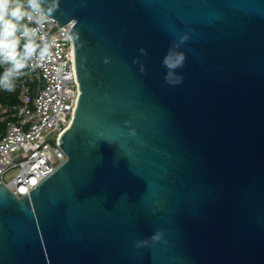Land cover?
I'll return each mask as SVG.
<instances>
[{"label": "water", "instance_id": "95a60500", "mask_svg": "<svg viewBox=\"0 0 264 264\" xmlns=\"http://www.w3.org/2000/svg\"><path fill=\"white\" fill-rule=\"evenodd\" d=\"M38 8L77 92L64 162L0 183V264H264V0Z\"/></svg>", "mask_w": 264, "mask_h": 264}, {"label": "built area", "instance_id": "2783aa9c", "mask_svg": "<svg viewBox=\"0 0 264 264\" xmlns=\"http://www.w3.org/2000/svg\"><path fill=\"white\" fill-rule=\"evenodd\" d=\"M21 2L32 31L24 37L21 30L17 51L22 53L29 42L35 51L25 61L27 67L10 77L12 90L0 87V93L14 97L0 102V183L18 196L29 195L66 159L57 141L70 122L77 92L71 24L60 26L53 16L39 8L32 11L27 0ZM1 64L2 77L12 65ZM10 172L15 174L7 178Z\"/></svg>", "mask_w": 264, "mask_h": 264}, {"label": "clouds", "instance_id": "9594fccd", "mask_svg": "<svg viewBox=\"0 0 264 264\" xmlns=\"http://www.w3.org/2000/svg\"><path fill=\"white\" fill-rule=\"evenodd\" d=\"M28 8L36 11L39 7V0H27ZM21 0H0V62H7L12 65L2 77H0V87L11 91L13 85L10 77L25 67V61L29 58L35 48L31 42L26 43L23 52H18L19 37L16 32L23 28L22 36L28 37L31 29L26 25H20V21L28 17Z\"/></svg>", "mask_w": 264, "mask_h": 264}, {"label": "trees", "instance_id": "16d2710c", "mask_svg": "<svg viewBox=\"0 0 264 264\" xmlns=\"http://www.w3.org/2000/svg\"><path fill=\"white\" fill-rule=\"evenodd\" d=\"M19 23H20V25H27L26 18H25L24 20L20 21ZM22 29H23V28L21 27V28H19L18 31L16 32V36H17V37H18V35H19V33L21 32ZM21 47H22V44L19 43V45H18V49H17V50H19ZM25 67H27L26 62H25ZM1 75H2V64H1V62H0V77H1ZM13 98H14V97L6 96V94H2V93H0V102H1V103H6V102H8L10 99H13Z\"/></svg>", "mask_w": 264, "mask_h": 264}, {"label": "rangeland", "instance_id": "374dc122", "mask_svg": "<svg viewBox=\"0 0 264 264\" xmlns=\"http://www.w3.org/2000/svg\"><path fill=\"white\" fill-rule=\"evenodd\" d=\"M25 70H27V72H31L32 70L30 68H26ZM35 81V80H34ZM15 174V172H10L6 177L10 178Z\"/></svg>", "mask_w": 264, "mask_h": 264}]
</instances>
